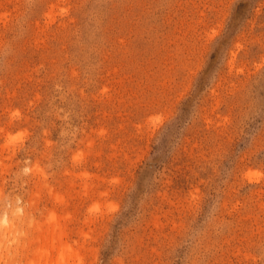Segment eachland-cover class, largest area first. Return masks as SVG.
I'll list each match as a JSON object with an SVG mask.
<instances>
[{
    "label": "rangeland",
    "instance_id": "374dc122",
    "mask_svg": "<svg viewBox=\"0 0 264 264\" xmlns=\"http://www.w3.org/2000/svg\"><path fill=\"white\" fill-rule=\"evenodd\" d=\"M0 264H264V0H0Z\"/></svg>",
    "mask_w": 264,
    "mask_h": 264
}]
</instances>
